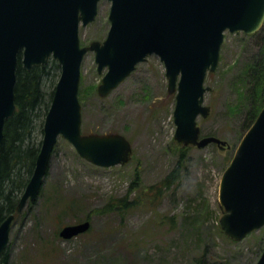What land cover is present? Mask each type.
I'll return each instance as SVG.
<instances>
[{"label": "rangeland", "instance_id": "1", "mask_svg": "<svg viewBox=\"0 0 264 264\" xmlns=\"http://www.w3.org/2000/svg\"><path fill=\"white\" fill-rule=\"evenodd\" d=\"M109 8V0H100L94 20L79 26L81 45L105 38ZM259 49L258 36L226 31L218 66L206 74L204 85L209 89L203 104L209 112L198 115L196 122L200 136L218 137L226 142L222 147L214 142L183 145L174 138V93L167 90L158 55H149L117 87L100 96L97 86L105 70L97 72L94 51L88 50L78 93L81 131L124 135L132 145L129 160L111 167L94 165L59 136L38 197L12 222L7 264H255L264 248V226L238 241L220 237L216 229H221L224 213L220 177L246 131L248 102L239 100L235 81L244 62ZM59 74L60 67H54L45 77L48 102ZM44 117L42 109L35 119L34 143L42 139ZM177 161L178 178L162 186ZM129 187L128 199L137 200L125 214L93 212L109 197L126 195ZM158 188L161 192L153 198ZM87 215L91 221L87 233L54 237V229Z\"/></svg>", "mask_w": 264, "mask_h": 264}, {"label": "water", "instance_id": "2", "mask_svg": "<svg viewBox=\"0 0 264 264\" xmlns=\"http://www.w3.org/2000/svg\"><path fill=\"white\" fill-rule=\"evenodd\" d=\"M99 0H0V153L5 121L15 112L16 70L45 65L50 58L60 75L43 122V136L31 175L17 210L41 189L58 136L69 141L87 161L110 167L128 161L131 144L119 133L82 134L78 99L84 54L94 51L97 71H106L97 87L107 95L135 68L155 53L164 64L167 90L175 93L174 138L183 145H225L213 135L200 136L198 115L203 104L206 73L219 62L224 32L257 31L264 21V0H110V26L103 41L80 46L79 24L95 18ZM224 208L220 226L241 240L264 225V106L241 138L219 184ZM14 214L0 222V257L9 243ZM89 220L66 224L60 237L87 231ZM255 264H264V249Z\"/></svg>", "mask_w": 264, "mask_h": 264}, {"label": "trees", "instance_id": "3", "mask_svg": "<svg viewBox=\"0 0 264 264\" xmlns=\"http://www.w3.org/2000/svg\"><path fill=\"white\" fill-rule=\"evenodd\" d=\"M250 35L260 38V49L255 57L244 62L235 81L239 100L245 99L248 102L243 123L246 129L252 124L258 112L264 106V23L257 32ZM51 64L53 66L48 64L33 66L29 70L19 65L16 71L14 89L16 110L5 121L0 153V222L9 213H17L19 195L29 179L39 151L41 141L34 143L32 135L36 130V116L42 109L46 114L53 94L54 89L50 93L49 102L46 101L43 91L45 77L50 73V69L59 67L54 60L51 61ZM40 131L42 132V125ZM184 149L186 148H181L180 156L183 154ZM231 155L228 156L227 162ZM177 178L178 161L176 166L161 180V184L168 187ZM134 184L135 182L131 186ZM130 192L131 187H129L127 194L122 197H109L104 205L93 212L125 214L136 206L135 200L137 199L130 200L127 197ZM160 192L161 188H158L153 198H156ZM72 206L69 205V207ZM64 211L62 210V213ZM86 218L89 219V216H85ZM58 230L54 229V237H59ZM216 230L220 237L230 240L221 229ZM6 254L5 251L0 258V262L3 264H7ZM208 264L220 263L212 261ZM223 264H227V262Z\"/></svg>", "mask_w": 264, "mask_h": 264}]
</instances>
